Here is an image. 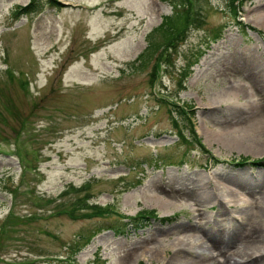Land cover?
<instances>
[{
    "label": "rangeland",
    "instance_id": "rangeland-1",
    "mask_svg": "<svg viewBox=\"0 0 264 264\" xmlns=\"http://www.w3.org/2000/svg\"><path fill=\"white\" fill-rule=\"evenodd\" d=\"M30 1L0 0V223L15 214L0 264H264V162L211 165L173 105L196 107L219 159L264 160V0L238 19L229 0H196L171 42L154 29L173 0H56L15 18ZM182 232L200 246L158 245Z\"/></svg>",
    "mask_w": 264,
    "mask_h": 264
},
{
    "label": "trees",
    "instance_id": "trees-1",
    "mask_svg": "<svg viewBox=\"0 0 264 264\" xmlns=\"http://www.w3.org/2000/svg\"><path fill=\"white\" fill-rule=\"evenodd\" d=\"M41 1L42 0H32L30 2L29 6H27L25 8V12H31V11H35V10L39 9V6L42 5ZM43 1H49V0H43ZM239 1L240 0H229V4L231 6V11L233 13L234 18L238 16ZM49 2H51V0ZM173 4L175 6V8L173 10L174 12L172 14L164 16L163 21L160 24V26L158 28L154 29V31L161 32L162 36L165 39L169 40L170 42L173 41L174 39H179L182 37V34L186 31V29L188 28V25L193 22L192 18L195 15V13L192 11L190 0H173ZM178 5H180V6H178ZM174 34H176V35H174ZM152 45H153V43H150L148 45V47L144 51H142L134 61L135 62H137V61L143 62V59L146 57L147 53L152 48ZM198 58L196 60H198ZM175 110L179 113L180 118H182L183 121H185V125H186L187 130L189 131L190 138H192L193 140H196V131H195L193 122L191 120V116H189L187 114V111L180 109V107L178 109H175ZM26 120H27V117L23 120V124L26 127H28L29 122H27ZM174 121H175L176 125H179L180 119H178L176 117V119H174ZM17 137H19V136H17ZM186 138H187V136H186ZM187 142H188V138H187ZM205 151L207 153L209 152L207 149H205ZM210 157H212V156L210 155ZM242 160L244 162L245 160H247V158L242 157ZM253 164H260L261 165V162L259 160H257L256 162H253ZM83 204H84L85 208L94 209V206L90 202H86ZM96 208L99 209V211L101 212V215L103 217L109 216L111 214V213H108L107 208H103L100 206H98ZM64 212L68 213V211H64ZM11 215L15 216V214L8 215L7 218L0 223V225L7 224V222L9 221V217ZM74 215L78 218H84L85 216H89L90 214L79 212V213L74 214ZM146 215H155V214L153 213V211L140 212V213H138V215H136L134 218L131 219L132 225L138 226L139 224H141L146 219L145 218ZM163 219H169V217L168 218L164 217ZM114 224H115L114 227H118L121 225L122 226V227H120L121 231H124L126 229V226L128 225V222L123 221V219H118V220H114ZM82 249H83V246L79 247L77 249V253H79ZM60 262H62V261L60 260ZM138 264H145V263L140 262Z\"/></svg>",
    "mask_w": 264,
    "mask_h": 264
},
{
    "label": "bare ground",
    "instance_id": "bare-ground-1",
    "mask_svg": "<svg viewBox=\"0 0 264 264\" xmlns=\"http://www.w3.org/2000/svg\"><path fill=\"white\" fill-rule=\"evenodd\" d=\"M260 23V21H259ZM263 86V85H262ZM263 142V141H262ZM241 150V149H240ZM152 198L155 199V204L156 205H162L163 202H160L162 199L159 198L158 195H153ZM224 198L225 199H228L227 195H224ZM238 199H239V203H249L248 202V198L243 195V194H239L238 195ZM258 221V220H257ZM257 223V222H256ZM225 231V228L223 229V231H221V233H219L218 236L216 237H210L214 242H217V241H221V240H225V238L223 237V233ZM168 234H164V233H160L158 236H157V242H158V245H162L166 242V240H170L171 243H173V245H175L179 251H183V247H189V246H193L196 247L197 246H200L198 245V242H196V240L192 239L194 237V235H192V233H188V232H182V233H178V234H175L173 236H171V238H168ZM198 240V239H197ZM198 241H201V240H198ZM227 242H230V241H227ZM191 246V247H192ZM262 246L264 247V244H262ZM237 252L240 254H243L247 252V247H244L243 244L239 247V249L237 248ZM185 258V256L183 254H179L177 255V257L175 258V260L178 262L179 260H181L182 258ZM197 263V262H196Z\"/></svg>",
    "mask_w": 264,
    "mask_h": 264
}]
</instances>
